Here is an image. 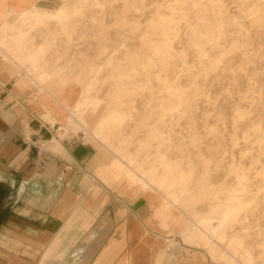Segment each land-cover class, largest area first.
Masks as SVG:
<instances>
[{
  "label": "rangeland",
  "instance_id": "rangeland-1",
  "mask_svg": "<svg viewBox=\"0 0 264 264\" xmlns=\"http://www.w3.org/2000/svg\"><path fill=\"white\" fill-rule=\"evenodd\" d=\"M4 2L5 58L80 90L72 134L180 205L210 252L264 264V0Z\"/></svg>",
  "mask_w": 264,
  "mask_h": 264
},
{
  "label": "crops",
  "instance_id": "crops-1",
  "mask_svg": "<svg viewBox=\"0 0 264 264\" xmlns=\"http://www.w3.org/2000/svg\"><path fill=\"white\" fill-rule=\"evenodd\" d=\"M14 7L0 4V23ZM5 57L0 49V264H205L195 249L232 264L180 205L72 134L79 89L45 91Z\"/></svg>",
  "mask_w": 264,
  "mask_h": 264
},
{
  "label": "bare ground",
  "instance_id": "bare-ground-1",
  "mask_svg": "<svg viewBox=\"0 0 264 264\" xmlns=\"http://www.w3.org/2000/svg\"><path fill=\"white\" fill-rule=\"evenodd\" d=\"M24 13H25V12H23V11L20 12V14H22V15H24ZM62 16H63V13H60V17H62ZM43 26H45V25L43 24ZM76 119L79 120V119H78V114L70 116V120L75 121ZM93 137H94L95 139H97L96 135H94ZM151 186H153V185L150 184V187H151ZM208 227L211 229V231L214 232V229H213V228L215 227L214 224H208ZM195 229H197V228H195ZM198 229L202 231L204 237L206 236L207 238H209V240H211V237H209V235H208L207 233H205V232H204L202 229H200V228H198ZM204 230H205V229H204Z\"/></svg>",
  "mask_w": 264,
  "mask_h": 264
}]
</instances>
